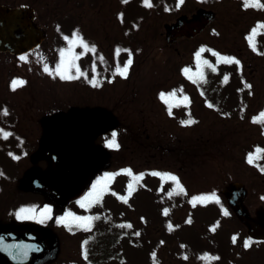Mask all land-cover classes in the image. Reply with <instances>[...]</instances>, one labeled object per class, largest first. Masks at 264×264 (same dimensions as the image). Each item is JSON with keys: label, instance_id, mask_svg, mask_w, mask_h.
<instances>
[{"label": "rangeland", "instance_id": "rangeland-1", "mask_svg": "<svg viewBox=\"0 0 264 264\" xmlns=\"http://www.w3.org/2000/svg\"><path fill=\"white\" fill-rule=\"evenodd\" d=\"M1 1L10 6L37 2L38 12L50 13L43 16V19L47 21V26H51L52 34L57 37V34H61L60 31L66 30L70 40L72 28H68L76 24V20L71 17H77L81 29H84L81 31L86 34L84 36L89 34L91 37L84 41L95 49L93 54L92 51L84 53L86 63L81 59L77 61L76 64L84 73L80 77L98 81L94 87L89 81L78 83L76 79H61L53 70L45 78L34 76L28 88L23 90L17 86L12 94L7 92L5 86L0 85V110L5 103L7 105L4 109L8 111L7 116L0 111V129L13 133L5 139L10 141L12 136L14 141L26 138V143L32 144L37 137L34 131L41 129L40 120L46 115H52L60 109L68 110L75 105L105 107L119 123L115 141L121 146L111 154L110 166L104 172L106 177L103 182L107 185L111 183L107 189L113 192L120 189L126 180L123 175L130 170V165L137 170L147 166L179 172L187 187V193L183 191L182 196L178 194L171 201L169 193L162 186L155 189L154 184L151 185L148 181L149 186L154 187L153 190L149 188L147 195L140 191L130 207L131 195L118 197V209L114 203L116 196L114 200L110 196L103 198L100 211L105 210V213L102 215L106 216L110 209L109 213H115L111 221H133V227L141 233L138 244H135L136 249L130 247L134 241L119 242L117 245L126 264H149L151 260L153 264H229L234 252L229 246L232 236L229 233L237 232L239 227L232 217L222 218L227 215V203L221 195L222 190L233 181L245 183L250 189L248 204L251 209H258L264 196V170H259L260 162L261 167L264 166V158H256L253 163L248 160L250 155L256 157L258 144L264 145V34H260L264 33V29L259 27L264 25V8L246 7L244 0H183L182 3L181 0H149L150 7L146 0ZM260 3L264 4V0H260ZM198 7L214 10L217 14L216 21L197 38L182 39L169 47L165 40V24L172 23L181 14L190 15ZM70 19L71 23H68ZM253 29L257 30V35L253 38L255 50L248 39ZM115 38L120 39L119 43L114 41ZM64 45L66 50L67 44L62 46ZM68 46L73 47L70 43ZM120 47L122 48L115 57L108 54ZM210 48L227 56L233 53L232 57H238L240 66L227 68L211 63L209 72L212 77L205 83L203 80L198 82L200 90L194 84L186 85V90L193 98V115L195 111L199 118L195 123L187 125V128L180 129V116L164 122V109L156 99L158 90L169 89L181 83V80H177L181 77L180 70L188 68L187 66L194 67L197 51H210ZM76 51L85 52L81 47H77ZM64 53L65 59H68V50ZM64 57L57 48L56 56L50 61L51 64L55 63V67L52 65L51 69L60 66ZM129 59L132 64L125 78L117 73V69L127 66ZM114 65L115 73L112 70ZM13 69L17 74L1 73L0 76H20L18 73L23 71L21 66ZM101 78L104 81L102 89L99 84ZM214 84L219 85L221 90L218 93L227 101H218L219 106L210 107L206 104L205 95L215 101L220 97L216 90L212 91L209 87ZM246 85H251V88ZM241 88L243 92L240 91ZM44 89L48 91L47 95H43ZM52 94L58 98L54 106ZM229 100L234 101V104H230L232 111L228 107ZM185 111L182 109L178 115L184 116L182 112ZM228 113H239L240 116L235 114V120H230ZM144 116L152 120L151 128H147L146 135L144 134L149 138L146 140L142 136V145L132 143V133L134 138L139 137L134 122ZM112 139L111 133L95 142L102 145L104 140ZM37 147L38 145L34 150H29V153L36 151ZM23 151L22 147L11 149L0 144V166H3L7 174L12 169L11 175H18V171L28 165V154L24 160L22 158L20 162H14ZM118 167L121 175L115 180L109 179L110 172H117ZM117 173L119 175V171ZM11 178L4 183L7 189L0 196V216L16 211L20 207L18 205L23 203L26 206L46 203L42 197L13 192L11 181L15 178ZM198 193L199 196L192 197ZM202 197H211L212 201L200 199ZM213 197L217 199H212ZM96 201L97 199H91L87 204L91 205ZM191 206H196L195 210ZM167 207H172V212L161 215ZM54 209L58 211L57 214L54 212L56 215L61 211L66 215L73 210V219L86 218L78 204ZM99 223L106 222L98 219L95 224ZM52 224H49L50 227L61 239L52 264H88L83 257L82 238L88 234L84 231L85 228L76 227L72 222L71 227L63 230L58 224L57 228ZM153 249L158 250V256L149 259V253ZM232 249L237 253V264H257L260 259L257 252L262 253L264 259L263 246L256 250L253 248L245 254L242 252L244 258L240 257L239 244H235Z\"/></svg>", "mask_w": 264, "mask_h": 264}, {"label": "water", "instance_id": "water-1", "mask_svg": "<svg viewBox=\"0 0 264 264\" xmlns=\"http://www.w3.org/2000/svg\"><path fill=\"white\" fill-rule=\"evenodd\" d=\"M27 15L29 13L26 8L10 9L0 6V48L25 45L24 39L29 35V27L23 18ZM214 19L213 12L202 9L191 19L182 16L177 23L166 26L167 40L172 44L179 37H194ZM43 123L45 133L36 156L48 158L50 169L46 174L31 170L27 184L32 185L34 179L37 180L38 186L32 185L31 188L64 205L84 193L85 184L101 167L91 141L115 124L112 117L102 110L79 108H73L68 114L58 115L54 120H43ZM224 194L238 217L256 233L252 232L253 235L261 236L259 230L263 229V225H254L244 210V186L232 183L224 190ZM54 251L55 238L40 226L0 224V264H42L54 255ZM27 255L30 258L25 261ZM21 257H24V261L20 260Z\"/></svg>", "mask_w": 264, "mask_h": 264}, {"label": "snow or ice", "instance_id": "snow-or-ice-1", "mask_svg": "<svg viewBox=\"0 0 264 264\" xmlns=\"http://www.w3.org/2000/svg\"><path fill=\"white\" fill-rule=\"evenodd\" d=\"M182 2H183V0H181V3ZM244 2H245L246 7L264 8V4H261L260 3V0H244ZM146 4L149 7L151 6V4L149 3V0H146ZM259 27L262 28V29H264V25H260ZM260 34H264V33H260ZM255 35H257V30L256 29H253L252 34L248 37L249 42H250V44L253 47V50H255V47H256L255 44L253 43V37ZM69 43L73 47H81L85 51H94L95 50L94 48H90L89 45L83 40V38L80 37L78 34L76 35V38L74 40H70ZM203 51L204 50L201 49V52H203ZM213 55H219V54L213 52ZM61 56L64 57L65 56V53L64 52H61ZM78 58H79L78 55H70L68 59H62L61 65L56 68V73L60 75V78L61 79H78V78H80V76L84 75V73L80 70L79 66L75 63V61ZM22 59H23V57H22ZM197 59L198 60L200 59V55L199 54H197ZM219 59L221 61L225 62V63H235V64H239V61L238 60H235L234 58L220 56ZM204 63L207 64L208 62L207 61H204ZM131 64H132V60L129 59L127 61V66H125L123 68H118L117 69V73L119 75L127 78V74H128L129 67L131 66ZM208 66L211 67V65H208ZM45 70L47 71L48 69L46 68ZM73 70H74V74H73ZM188 72H189L188 69H185L184 70L185 75H187ZM23 83H24V81L14 80L12 82V88H13V90H15L17 86L23 85ZM92 83H93V86L94 87L97 86V84H96L95 81H93ZM246 87L251 88V85H246ZM167 95L174 97L176 95V92L174 91V92H172L170 94H167ZM161 99L162 100H165V102L167 103L166 94L161 93ZM184 99H185V101L188 100L187 97H185ZM2 114L5 115V116H7L8 115L7 109H4ZM169 114H171V105L169 106ZM262 117H264V114H262ZM254 122H258V121H254ZM186 123L187 124H192V123H195V121L188 120ZM0 135H3L4 138H7L10 135V133L5 132L3 129H0ZM112 135H113V139L111 141H109V147L118 148L119 145L115 141L116 133H113ZM256 152H257L256 157H253L251 155L248 157L249 163H253L254 159H256V158H264V150L257 149ZM128 174H131L130 173V170H129V173ZM153 175H158V176H161L162 179L167 178V179L173 181L176 184V186L180 189V191L183 192V188L180 185L179 180H178L177 177L172 176L170 174L164 176V175H161L160 173H153ZM111 178L112 177H109V179H111ZM129 187L131 188V185H129ZM130 194L131 193H129V195ZM200 199H211V197H202ZM30 211H31L30 209H21L20 210V215L23 216L26 212H30ZM50 211H51L50 209H46L45 210V212H50ZM165 214H167V210H165ZM225 214H227V213H225ZM74 219L80 222L79 224H77V227H84L85 230H89L90 229V226H91V221H92L93 218H91V217H89V218L74 217ZM129 227H131V226L129 225ZM214 230L215 229H213V231ZM86 256H87V251L85 249V257Z\"/></svg>", "mask_w": 264, "mask_h": 264}, {"label": "flooded vegetation", "instance_id": "flooded-vegetation-1", "mask_svg": "<svg viewBox=\"0 0 264 264\" xmlns=\"http://www.w3.org/2000/svg\"><path fill=\"white\" fill-rule=\"evenodd\" d=\"M51 43V45H44V42L39 46V48H37L36 50H34V51H32L31 53H35V52H38V51H42L43 53L45 52V53H47V52H49V48H53V43H54V41H52V42H50ZM5 54H8V53H5ZM10 61H13L14 63H16L17 62V59L15 58V57H9V59H8V62H10ZM151 98H154L153 97V95H151ZM165 112V111H164ZM164 115L166 116V114L164 113ZM199 117H198V115L196 114V112L194 111V117L193 118H191L190 117V115L188 116V119L189 120H193V121H196L197 119H198ZM163 120H164V122H167V120H168V118H166V117H164L163 118ZM187 120L186 119H183L181 122H180V125H179V129L180 128H187ZM135 125H134V128H135V131H140V132H142V133H146V131H147V128H151V124H152V120L150 119V118H148L147 116H144V117H142L141 119H137V120H135ZM153 130H156V129H153ZM34 133L37 135V137H36V140L34 141V142H32V144H29V143H27L26 145V147H24V148H22V149H24V150H26V148L27 149H33V147L35 146V144H37V143H39V140H40V138H41V136H42V129H39V130H35L34 131ZM13 148H15V147H13ZM34 165L35 166H40L41 168L42 167H45V166H47L48 165V163H47V161L45 160V159H40V160H36L35 162H34ZM32 165L29 163L25 168H23L22 169V173H20V175H19V177L15 180V179H13V181H11V183L13 184L12 186V191L13 192H16L18 195H24V196H29V195H35L36 193H34V192H32L31 190H26V189H23V188H20L19 186H18V182H19V179L21 178V177H23L24 176V174H25V172H26V170L28 169V168H30ZM14 181H16L15 182V184H14ZM6 181H5V179L4 180H2L1 181V183L2 184H4ZM16 186V187H15ZM7 189V187L5 188V190ZM1 193H3L4 191H0ZM37 195V194H36ZM249 199H250V195L248 194V196H247V199H246V201H249ZM249 207V206H248ZM260 209H262L263 211H264V204H262V205H260ZM261 211V210H260ZM6 212V211H5ZM249 212L251 213V215H254L255 214V216H256V208L255 209H251L250 207H249ZM258 212H259V210H258ZM257 212V213H258ZM7 214V213H6ZM6 214L4 215V216H6ZM15 215H17V212L13 215V216H15ZM8 216V215H7ZM24 216H21V217H16V218H12L13 220H15L16 219V223H23V222H25L26 220L24 219V220H21V218H23ZM36 222H38V221H36ZM244 229L246 230V232H247V229H246V227H244ZM253 241H255V242H252L254 245H258L257 243H259V244H261V245H264V240H260V241H256V239H254ZM257 242V243H256ZM257 256L260 258V259H258V263L257 264H264V259H262V253L261 254H258L257 253Z\"/></svg>", "mask_w": 264, "mask_h": 264}, {"label": "trees", "instance_id": "trees-1", "mask_svg": "<svg viewBox=\"0 0 264 264\" xmlns=\"http://www.w3.org/2000/svg\"><path fill=\"white\" fill-rule=\"evenodd\" d=\"M97 239L92 242L90 248L97 264H105L104 261L112 253L116 244L118 228L115 225L99 226Z\"/></svg>", "mask_w": 264, "mask_h": 264}]
</instances>
